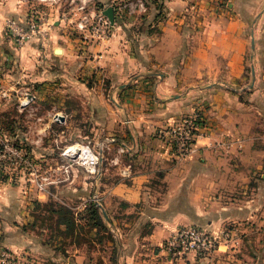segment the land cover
Returning a JSON list of instances; mask_svg holds the SVG:
<instances>
[{"label":"crops","instance_id":"obj_1","mask_svg":"<svg viewBox=\"0 0 264 264\" xmlns=\"http://www.w3.org/2000/svg\"><path fill=\"white\" fill-rule=\"evenodd\" d=\"M185 1L203 8L192 16L197 25L172 14L177 20L138 42L117 30L116 21L104 39H83L53 18L59 24L46 41L35 37L17 47L3 24L24 15L25 6L0 0L1 85L23 76H65L78 92L84 73H95L96 86H85L90 121L115 152L108 166L101 164L93 190L105 213L113 211L106 219L121 237L118 264H211L220 245L205 257L173 258L160 249L183 225L205 227L218 244L225 230L230 240L251 242L264 229V0H226L216 12L204 0ZM196 110L203 121L192 150L181 156L158 128Z\"/></svg>","mask_w":264,"mask_h":264},{"label":"rangeland","instance_id":"obj_2","mask_svg":"<svg viewBox=\"0 0 264 264\" xmlns=\"http://www.w3.org/2000/svg\"><path fill=\"white\" fill-rule=\"evenodd\" d=\"M82 1L87 11L112 6L116 29L135 42L141 40L143 33H158L164 21L171 24L177 20L176 16L184 19L190 16V21L197 25L192 16L203 12V8L194 10L195 4L185 0L178 5L172 0H21L27 12L39 16L49 28L59 24L52 21L56 18L68 25L74 35H78L74 7ZM203 2L208 5L207 10L216 12L226 0ZM172 14L176 16L171 17ZM245 69L250 75V64ZM83 76L85 86H96L94 72ZM66 81L65 76L47 80L23 76L13 83L0 82V264H118L121 252L116 242L121 238L118 229H114L116 236L105 217L106 227L86 224H91L86 211L91 200L100 207L103 216L104 200L93 186L101 164L109 165L107 160L115 152V146L109 148L105 135L95 132L97 126L94 128L90 121L92 99L87 87L83 85L82 91L76 92ZM75 93L80 97H75ZM191 113L185 112L167 124ZM59 114L67 115V120ZM79 144H87L98 155L95 168L92 161L90 165L68 154L69 146ZM35 200L67 205L81 225L73 234L62 232L61 225L46 217L47 211L37 209ZM106 213L112 215L113 211L107 209ZM149 228L145 224L143 230ZM236 237L230 240L229 231L225 230L221 244H216V248L220 247L209 259L211 264H264L263 228L255 232L251 242L240 238L235 241Z\"/></svg>","mask_w":264,"mask_h":264},{"label":"built area","instance_id":"obj_3","mask_svg":"<svg viewBox=\"0 0 264 264\" xmlns=\"http://www.w3.org/2000/svg\"><path fill=\"white\" fill-rule=\"evenodd\" d=\"M74 8L76 14L75 27L82 34L83 39H104L108 36L112 23L103 13V9L87 11L83 1L76 3ZM3 25L12 43L17 47L25 45V43L35 37H38L41 43L48 38L49 27L47 22L41 20L37 15L29 14L27 10L22 16L6 17ZM202 121L201 112L196 110L191 114L181 116L171 124L160 126L158 133L171 145L177 154L184 156L192 150L193 141L199 133ZM110 140H113V138ZM75 146L77 148L68 147V154L85 162L90 163L92 161L93 168H95L98 155L87 144ZM123 149L124 146L121 145L120 150ZM216 244L217 237L205 227L188 224L180 226L171 232L160 244V249L173 258H181L189 252L205 257L216 248Z\"/></svg>","mask_w":264,"mask_h":264},{"label":"trees","instance_id":"obj_4","mask_svg":"<svg viewBox=\"0 0 264 264\" xmlns=\"http://www.w3.org/2000/svg\"><path fill=\"white\" fill-rule=\"evenodd\" d=\"M37 209L42 208L44 211H47L48 214L46 217L53 220V222L57 223L58 225L63 226L62 232H69L70 234H73L77 227L81 225L78 221L76 216H74L73 210L68 207L65 204H60L52 201H40L35 200ZM100 207L95 203V201L91 200L88 205L86 206V211L89 214V218L91 220L88 223V225L92 227H106V224L104 222V215L102 216V213L100 212ZM33 216L36 217V215L33 214ZM38 220L39 218H35V220ZM44 220V216L41 218Z\"/></svg>","mask_w":264,"mask_h":264},{"label":"water","instance_id":"obj_5","mask_svg":"<svg viewBox=\"0 0 264 264\" xmlns=\"http://www.w3.org/2000/svg\"><path fill=\"white\" fill-rule=\"evenodd\" d=\"M103 13L108 17L110 23L114 22V10H113L112 6H107L106 8H104ZM55 51L59 52L60 48H56ZM58 116L62 117V115H60V114ZM98 204L100 205V203H98ZM101 210L103 212L104 217L107 218V215H106V213L102 207H101Z\"/></svg>","mask_w":264,"mask_h":264},{"label":"bare ground","instance_id":"obj_6","mask_svg":"<svg viewBox=\"0 0 264 264\" xmlns=\"http://www.w3.org/2000/svg\"><path fill=\"white\" fill-rule=\"evenodd\" d=\"M73 148H76V146H75V147H73Z\"/></svg>","mask_w":264,"mask_h":264}]
</instances>
